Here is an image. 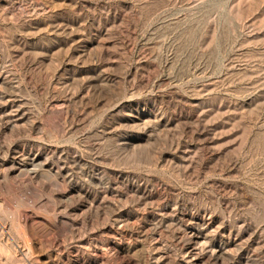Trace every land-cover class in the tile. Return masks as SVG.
Returning a JSON list of instances; mask_svg holds the SVG:
<instances>
[{
    "label": "rangeland",
    "instance_id": "rangeland-1",
    "mask_svg": "<svg viewBox=\"0 0 264 264\" xmlns=\"http://www.w3.org/2000/svg\"><path fill=\"white\" fill-rule=\"evenodd\" d=\"M0 264H264V0H0Z\"/></svg>",
    "mask_w": 264,
    "mask_h": 264
}]
</instances>
